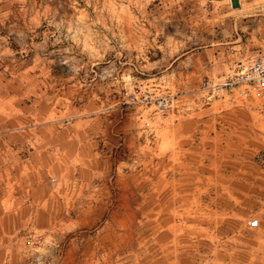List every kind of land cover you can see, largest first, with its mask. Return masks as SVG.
<instances>
[{
	"label": "rangeland",
	"instance_id": "374dc122",
	"mask_svg": "<svg viewBox=\"0 0 264 264\" xmlns=\"http://www.w3.org/2000/svg\"><path fill=\"white\" fill-rule=\"evenodd\" d=\"M262 47L264 0H0V264H264V120L213 87Z\"/></svg>",
	"mask_w": 264,
	"mask_h": 264
},
{
	"label": "built area",
	"instance_id": "2783aa9c",
	"mask_svg": "<svg viewBox=\"0 0 264 264\" xmlns=\"http://www.w3.org/2000/svg\"><path fill=\"white\" fill-rule=\"evenodd\" d=\"M213 87H220L221 97L229 108H237L252 115L255 119L264 120V47L252 55L232 75ZM264 164V152L258 156ZM249 228L258 226L256 218L247 221Z\"/></svg>",
	"mask_w": 264,
	"mask_h": 264
}]
</instances>
